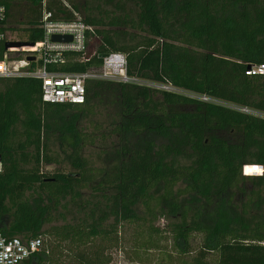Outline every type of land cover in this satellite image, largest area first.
I'll use <instances>...</instances> for the list:
<instances>
[{
    "label": "trees",
    "instance_id": "1",
    "mask_svg": "<svg viewBox=\"0 0 264 264\" xmlns=\"http://www.w3.org/2000/svg\"><path fill=\"white\" fill-rule=\"evenodd\" d=\"M43 1L55 21L76 13L93 29L85 53L49 73L97 72L120 53L129 78L219 104L100 80L82 105L50 104L40 80L0 78V235L42 241L23 264H108L86 250L124 223L148 237L140 247L163 236L183 256L200 236L192 264H264V176L242 173L264 167V76L246 75L264 65V0H0V31L42 41ZM63 164L74 172L44 171ZM43 238L75 249L74 262Z\"/></svg>",
    "mask_w": 264,
    "mask_h": 264
},
{
    "label": "built area",
    "instance_id": "2",
    "mask_svg": "<svg viewBox=\"0 0 264 264\" xmlns=\"http://www.w3.org/2000/svg\"><path fill=\"white\" fill-rule=\"evenodd\" d=\"M73 15L74 19L72 21H55L53 14L46 9L45 1H43L40 26L43 30L42 41L33 44L32 47L6 50L0 60V78H33L40 80L42 101L50 104L82 105L85 100V83L88 80L142 86L141 84L145 81L127 76L126 60L124 55L120 53L105 55L102 59L101 69L97 72L62 74L49 73L46 70L47 65L63 63L65 54H84L86 51V37L87 34H93V29L83 24L76 13ZM6 22L7 10L0 4V27ZM54 35L69 36L71 37V42L53 43L51 37ZM0 42L14 41L9 39L7 32L0 31ZM28 58L31 61H27ZM32 64H36V67L32 68ZM246 75L264 76V65L249 68ZM153 85L156 90L180 94L206 103L219 104L205 96L184 92L169 85ZM232 108L244 114L261 116L246 108ZM250 167L256 171L246 174L245 168H243L242 173L244 176H264L263 166ZM41 249L42 241L40 239L24 242L18 238L7 239L0 235V264H23L31 256L39 253Z\"/></svg>",
    "mask_w": 264,
    "mask_h": 264
},
{
    "label": "rangeland",
    "instance_id": "3",
    "mask_svg": "<svg viewBox=\"0 0 264 264\" xmlns=\"http://www.w3.org/2000/svg\"><path fill=\"white\" fill-rule=\"evenodd\" d=\"M13 27H16L15 24H10ZM17 39V38H16ZM18 40L20 38L18 37ZM142 86L149 87L154 89V85L149 82H144ZM182 94V93H181ZM105 113L98 112L96 119H104ZM92 150L88 154H92ZM45 172L55 173V172H64L70 173L74 172L68 165L63 164L61 166H50L44 168ZM246 174L251 173V171H245ZM167 222L158 219L155 223V227L160 230L164 229ZM138 230L135 224L124 223L120 225L116 234H111L109 240L101 241L100 239L96 240L95 243L86 250V254L90 258L98 257L99 261H105L110 259L108 264H192L193 259L197 256L198 247L201 243V237L196 236L190 240V253L188 256H183L172 246V241L170 238L165 239L162 237L153 238L160 242L159 249H145L140 247V243L147 241L148 237L146 235L139 237ZM167 241V242H166ZM44 246H47L48 251L53 259L60 258L61 262L67 263L74 262L72 260V255L76 254V250L72 249V252L66 250L65 245H60L58 242L53 239L47 240L43 238ZM213 258L210 256L208 260L212 262ZM213 264V263H211Z\"/></svg>",
    "mask_w": 264,
    "mask_h": 264
},
{
    "label": "water",
    "instance_id": "4",
    "mask_svg": "<svg viewBox=\"0 0 264 264\" xmlns=\"http://www.w3.org/2000/svg\"><path fill=\"white\" fill-rule=\"evenodd\" d=\"M51 41L53 43H69V42H71V37L54 35V36L51 37ZM32 46H33V44L26 43V42H6V43H4L5 50H8V49H21V48L32 47ZM104 57H105V55L100 56L101 59H103ZM27 61H31V59L28 58Z\"/></svg>",
    "mask_w": 264,
    "mask_h": 264
}]
</instances>
